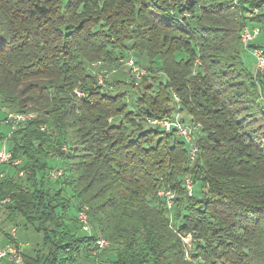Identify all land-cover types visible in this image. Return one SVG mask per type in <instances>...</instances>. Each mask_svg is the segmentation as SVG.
I'll use <instances>...</instances> for the list:
<instances>
[{
    "label": "trees",
    "instance_id": "trees-1",
    "mask_svg": "<svg viewBox=\"0 0 264 264\" xmlns=\"http://www.w3.org/2000/svg\"><path fill=\"white\" fill-rule=\"evenodd\" d=\"M263 4L0 0V125L10 112L34 114L0 130L20 161L0 181L1 216L43 235L25 264H98L106 252L110 264H264V71L247 69L240 38L264 29V13L248 15ZM128 57L145 68L134 108L96 75ZM181 113L199 124L193 161L175 131L146 124ZM186 176L199 186L190 195ZM161 188L176 193L174 215ZM99 238L109 247L96 252Z\"/></svg>",
    "mask_w": 264,
    "mask_h": 264
},
{
    "label": "built area",
    "instance_id": "built-area-1",
    "mask_svg": "<svg viewBox=\"0 0 264 264\" xmlns=\"http://www.w3.org/2000/svg\"><path fill=\"white\" fill-rule=\"evenodd\" d=\"M237 0H234V5L236 6ZM257 8L249 9L248 15L257 13ZM185 17H188L187 13H184ZM260 32V28L257 26L253 27H244L240 33L241 42L245 49L248 48V43L251 39L254 38L255 35H257ZM251 53L256 59L255 63V72H262L264 71V52L260 48H251ZM124 63L129 67L131 75L134 76L136 79L140 78V75L142 74V71L137 67V65L134 63V61L130 58L128 60L121 59L120 61ZM101 64L100 61H95L92 63V66L95 68L99 67ZM98 83L103 85L105 82V79L108 77L109 73L104 71H99L96 73ZM78 95H81L80 92H77ZM33 113H19V112H10L8 113L4 120L2 121V124H5L9 128V133L16 127L22 125L26 121H28L31 117H33ZM146 124L148 125H155L159 126L161 129H163L165 132L175 131L176 135L183 139L185 143H187L188 146V154H189V160L193 161L195 153L197 151V147L195 145V139L194 134L192 133L194 129L199 127V124L194 125L191 127L190 125H186L185 123L181 122L180 119L175 115L172 119H146ZM43 128V127H42ZM20 161L19 160H12L11 159V151L8 148V136L5 137L0 142V181H2L6 175L8 174V170L18 165ZM24 171L19 170L17 175L21 177L23 175ZM61 175L60 169H51L48 172V176L51 179L58 178ZM184 186L190 195L192 193L193 188V182L190 178V176H186L184 178ZM157 194L159 197L163 198L166 206L168 209H170L172 202L175 198V192L171 191L170 189L161 188L157 191ZM8 197L0 198V215L5 209V204L8 202ZM89 209L86 205H82L80 209L77 212V219L81 226V229L85 232H90L91 225H90V218H89ZM11 239L7 240L6 243L0 247V264H25L23 261L22 253H23V243L17 241L16 239V228L13 227L8 232ZM184 243H187L188 238L184 237L182 238ZM95 251L100 252L107 247H109V242L104 238H99L96 241L95 244Z\"/></svg>",
    "mask_w": 264,
    "mask_h": 264
},
{
    "label": "rangeland",
    "instance_id": "rangeland-1",
    "mask_svg": "<svg viewBox=\"0 0 264 264\" xmlns=\"http://www.w3.org/2000/svg\"><path fill=\"white\" fill-rule=\"evenodd\" d=\"M258 12L264 13V4L260 8H258ZM257 27L260 28V32L257 35H255L253 39H251L249 41L248 48L244 51V53L242 55L243 62L245 64V66L247 67V69L251 73L255 72L256 59L251 53L250 45H263L264 44V29H262L260 26H257ZM128 59H130V57H128L126 60H128ZM140 60L143 62V60L141 58H140ZM124 61L125 60L120 62L121 66H119L118 68L109 69L110 72H109V77L107 80H109L108 84L110 86H112L111 82L113 84H115V86L114 85L112 86L113 87L112 91H126L125 100L128 102L130 108H132V107L134 108V102H135L134 96L136 95L135 91L137 90L138 86L141 85V83L142 84L145 83L146 80L137 79L136 82L135 81L132 82L131 78L129 77V74H131L130 69L124 63ZM140 70L142 71V74L140 76H142L145 73V68H144V70L143 69H140ZM101 71L106 72V70H104V69H101ZM153 75L155 76L156 73H153L152 75H149V76H153ZM152 82H154V80H152ZM108 84H107V86H108ZM0 107H1V105H0ZM4 108H6V107L4 106L3 109H0V117H1V115H3L2 112L5 110ZM175 115H177V117L180 118V116H182V115L184 116L185 114L181 113V114H175ZM0 130L3 132H6L7 127L5 125L1 124ZM186 146H187V143H186ZM51 164L52 165L59 164V161H52ZM48 186H50V185H48ZM193 189L199 190L198 184L193 183ZM175 197H176V193H175ZM170 211L173 212V215H174V210L172 211V209H170ZM73 212H74V209L71 207L69 210V213L73 214ZM171 212H169L170 217H172ZM174 217L177 220L176 216H174ZM3 218L4 217H2V216L0 217V247L6 243V239L2 236L1 230H4L5 232H9L11 230V228L16 227V239L19 242L23 243L22 249L25 253H29V251L33 248L40 249V247L42 245V239H43V235L41 232L36 231L33 228V226H31V225L25 226L21 218H16L15 221H10V220L6 221ZM172 220H173V217H172ZM78 233L79 234H86L87 232L83 233V232H80V230H79ZM187 238H188L187 248L192 249V239L190 238V236H188ZM110 258H112V253L106 252L105 255H103L101 257L102 262H99L98 264H110ZM80 261H81V259H78L76 264H80L79 263Z\"/></svg>",
    "mask_w": 264,
    "mask_h": 264
},
{
    "label": "crops",
    "instance_id": "crops-1",
    "mask_svg": "<svg viewBox=\"0 0 264 264\" xmlns=\"http://www.w3.org/2000/svg\"><path fill=\"white\" fill-rule=\"evenodd\" d=\"M2 215V214H1ZM1 215H0V217H1ZM2 217H4V216H2ZM7 241V240H6Z\"/></svg>",
    "mask_w": 264,
    "mask_h": 264
}]
</instances>
